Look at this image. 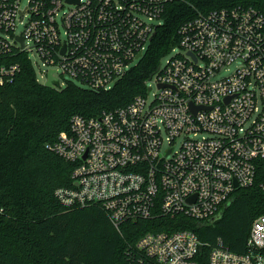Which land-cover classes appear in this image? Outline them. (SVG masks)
<instances>
[{"label": "built area", "instance_id": "2783aa9c", "mask_svg": "<svg viewBox=\"0 0 264 264\" xmlns=\"http://www.w3.org/2000/svg\"><path fill=\"white\" fill-rule=\"evenodd\" d=\"M23 1L0 0V86L26 56L42 84L53 72L54 89L99 92L139 64L177 0ZM178 34L145 94L94 117L74 115L48 145L73 164L74 186L55 191L66 207L98 205L119 230L159 216L210 220L261 173L264 193V13L245 5L199 12ZM204 245L190 229L151 231L127 247L125 264H198ZM208 264H264V215L244 253L219 239Z\"/></svg>", "mask_w": 264, "mask_h": 264}, {"label": "trees", "instance_id": "16d2710c", "mask_svg": "<svg viewBox=\"0 0 264 264\" xmlns=\"http://www.w3.org/2000/svg\"><path fill=\"white\" fill-rule=\"evenodd\" d=\"M237 5L264 13V0H177L167 5L164 23L148 52L109 91H92L69 83L51 89L21 56V72L0 86V264H125L124 251L151 231L190 229L205 244L196 257L208 264L212 247L222 240L236 253L246 251L253 221L264 215V193L256 182L238 188L214 224L185 216H159L128 221L117 230L98 205L69 208L56 197L60 187H73V164L48 145L68 130L71 118L94 117L127 105L145 94V82L161 59L180 41V26L199 12Z\"/></svg>", "mask_w": 264, "mask_h": 264}, {"label": "rangeland", "instance_id": "374dc122", "mask_svg": "<svg viewBox=\"0 0 264 264\" xmlns=\"http://www.w3.org/2000/svg\"><path fill=\"white\" fill-rule=\"evenodd\" d=\"M27 3V0H24L23 1V4L25 5ZM168 57L169 56H166V57H164L162 60H161V62L164 64L165 62H166V60L168 59ZM234 68L232 67L231 69H230V71H232ZM35 70H36V72H37V76H38V78H40V68L39 67H36L35 66ZM229 71V72H230ZM229 72H224L223 73V75H225V74H227V73H229ZM41 80V83H43V79H40ZM60 80V83H63L64 81H63V78H60L59 79ZM148 86H152L153 87V91H150V92H148V99L149 100H152L153 99V95H154V93H155V88H154V84H153V82H148Z\"/></svg>", "mask_w": 264, "mask_h": 264}, {"label": "water", "instance_id": "95a60500", "mask_svg": "<svg viewBox=\"0 0 264 264\" xmlns=\"http://www.w3.org/2000/svg\"><path fill=\"white\" fill-rule=\"evenodd\" d=\"M53 72L49 73L48 76V81L44 84L46 87L54 89V85H53V81H55L56 79L54 78V76L52 75ZM235 186H238V183L235 182ZM223 217V212H219L215 217H213L212 219H210V223L214 224L216 221L220 220Z\"/></svg>", "mask_w": 264, "mask_h": 264}]
</instances>
